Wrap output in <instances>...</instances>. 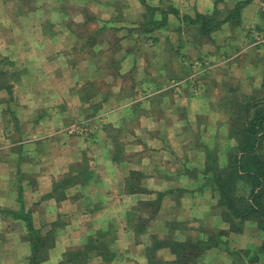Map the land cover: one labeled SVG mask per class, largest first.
<instances>
[{
    "label": "crops",
    "instance_id": "1",
    "mask_svg": "<svg viewBox=\"0 0 264 264\" xmlns=\"http://www.w3.org/2000/svg\"><path fill=\"white\" fill-rule=\"evenodd\" d=\"M248 15L250 16L248 22L261 23L258 27L264 32V8ZM119 19L114 20L119 21ZM33 27V31L38 33L41 31L34 24ZM250 37L249 34L246 39L250 40ZM246 39L243 40L245 45L242 49L248 48L247 58H231L220 69V77L216 73L213 74L214 76L208 75L203 81L199 94L196 91L189 93V89L184 90L175 100V106L170 107L169 110L164 105L159 108L157 105L159 99L156 97L158 95H152L149 99L138 102L137 106L127 112L121 111V108L117 111H108V108L119 103L111 104L112 100L134 95L137 97L139 92L146 94L154 89L152 84L154 81L151 78L133 80L134 78L129 75L132 70L139 68L140 60L129 58L122 62L121 72L127 75L121 78L120 82L115 83L110 97L101 105V114L108 113L103 116V122L101 121V125L103 124L101 131L105 136L110 137L111 141L97 140L96 145H101L98 150L91 147L93 146L91 141L79 137L75 139L74 136L56 131L58 126L54 123L58 121L56 114L59 110L61 114L69 113L67 104L72 99L74 81L72 78L57 76L54 83L49 80L51 87L49 91H45V94L44 90L36 91L35 88L32 90L24 79L19 78L14 84L12 102H7V93L0 84V212H4L1 213L3 218L0 220V225L6 229L5 236H1L2 264H26V257L30 253L25 222L11 213L21 210L31 215L34 227L40 229L42 234L53 228L52 223L57 219V214L65 220L60 228L55 229L54 246L48 250L49 262L47 260L43 264H56L69 247L80 246L95 231L110 228L113 229L111 235L114 239L111 240V248L115 256L109 262L103 261L99 256H93L87 264H177L172 262L174 255L169 248L161 245L148 257L146 248L155 241L161 243L170 237L175 240L185 238L181 232L183 230L181 224L198 222L197 225L204 223L207 227L217 224L221 229H228V224L222 220L218 212L219 207L216 206L211 194L209 197L206 196L197 186L189 188L187 184H193L189 180L187 184L179 182L181 177L184 178L182 174L188 173L189 169L179 168L180 172L175 173V171L181 163H185L186 159L187 162L194 159V168L203 169L205 151L198 147L201 146V142L197 143L198 149H195L193 143L186 144V133L191 131L193 138L198 137L202 128L198 117L207 118L210 125L219 120L220 129L224 128L222 123L229 114L226 105L222 109L224 106L222 101L225 90L226 92L228 90V82L234 83L233 85L245 95L256 96L255 94L263 92L261 90L264 88V43L254 42L252 43L254 45L248 47ZM38 42L41 41L38 39ZM7 46L6 43L1 44V56H3L1 51ZM37 47L40 51L45 50L40 44ZM36 56L33 63L39 65L45 63L44 57L50 58L51 62L52 59L55 61L59 58L51 53L42 58L37 53ZM125 63H129V68L133 67V69L125 71L123 67ZM3 74L2 69L0 78ZM43 77L37 79V82L42 83ZM158 78L159 76L154 78L155 82L159 81ZM46 99L50 107L53 106L52 110L55 109L54 117L42 116L40 109ZM169 104L171 105L172 101ZM72 106L74 108V105ZM159 109L163 119L155 115V110ZM39 111L37 117L32 118L35 124L29 125L27 121L29 115L37 114ZM82 111L85 112L84 109ZM137 111L139 115H145L147 111L151 118V123H146L148 129L144 131V136H139L135 129L138 123H134L135 116L132 115ZM69 116L70 113L67 117ZM193 117H196V120ZM150 118L147 119L150 121ZM210 130L212 132L208 129L207 134L211 136V133H216L217 127L211 126ZM120 139L123 142L119 141ZM15 143L19 145L17 156L16 153L11 155L9 149L8 153L5 150ZM206 145H211V142ZM25 147L34 151L35 155L38 154L39 159L25 160L27 164L21 163L22 159L19 155L26 156L25 153L29 155V152H24ZM80 158H87L95 166L93 178L85 185L78 186V189L75 187L66 189V197L63 201L46 202L43 197L51 191L53 181ZM24 164L27 166L23 167ZM19 166L22 167L21 172H17ZM131 172H134L135 176H132ZM15 183L20 186L23 198V203L16 201L17 206L10 199V195H15L19 189ZM77 192H81V195ZM159 196L162 197L157 205ZM176 225H181L179 234H174V229L171 228ZM232 239L233 237L229 236L230 242ZM10 241L16 243V252L13 253L12 258H10ZM152 256H154L153 261ZM223 256L216 249H209L197 264H228L224 261L227 258Z\"/></svg>",
    "mask_w": 264,
    "mask_h": 264
},
{
    "label": "rangeland",
    "instance_id": "2",
    "mask_svg": "<svg viewBox=\"0 0 264 264\" xmlns=\"http://www.w3.org/2000/svg\"><path fill=\"white\" fill-rule=\"evenodd\" d=\"M146 1L148 2L143 3L146 4L145 6H148L149 8L150 6L151 8L154 6L156 8L154 11H150L151 16L149 20L147 18L142 20L146 17L144 14H149V11L148 8L145 7L139 0H102L103 8L100 10L104 15L103 18L110 19L112 14L111 9L116 7H118L122 13L121 17H119V21H108V27H113L117 31H111L110 29L106 35L101 36V33L98 35L95 34L97 30L101 29V23L98 20L96 26L91 24L89 29L84 27L78 29L81 32L83 31V39L81 35L78 36L76 33L74 34L61 31L58 28L59 23L56 18H54L51 25H43L42 28L44 30L41 29L39 33L33 31V24L35 27L38 22L48 24V19L54 17L53 14H55L49 5L47 7L43 6L39 0L32 2V4L24 0H0V46L4 43L8 45L4 51H1L3 56L0 55V70L3 69L4 73L0 78V84L3 85L2 89H4L7 93V102L13 101V90L15 89L14 84L19 78L22 80L24 79L27 84L31 86L32 90H34V88L36 91L39 89L44 90L43 93L45 94V91H49L51 87L50 81L53 82L57 76L58 78L69 76L70 79L72 78L74 80L72 83L73 92H71L72 99H70L67 104L71 116L67 117L69 113L65 112L61 114L59 110L56 114L58 116V121L54 122L58 125L56 131L58 130L59 133H64L67 136H74V138L79 137L83 140L91 141L93 142V146L91 147H95V149L98 150L101 148V145H96L97 140H110V137L107 135L105 136L103 131H101L103 129V124L101 125V121L103 122V116L108 115L107 112L101 114V105L106 103L105 100H107L103 98L110 97L115 85L117 84H115L114 81L119 80L120 82L121 78L127 75L126 73H122L123 76L121 77V73L119 71V67L125 60H128L129 58H137L140 60L141 65H139L137 70L131 71L128 66L129 63H125L126 65H123V67L125 71L127 69L131 71L129 75L134 78L133 80H138L137 78H151V80L154 81L152 82L154 89L146 94L139 92L137 97L134 95L130 97H123L122 99L118 98L112 100L110 101L111 104H115L116 102L119 103H116L112 108H108L109 110H107L117 111L121 108V111L127 112L129 109L132 110L135 106H137L138 102L149 99L152 95H158L156 97L159 99V103L157 104L159 108H162L164 105L167 110H169L170 107L175 106V100L183 94L184 90L189 89V93H194L196 91L197 94H199L201 89L199 90L196 85L202 84L203 86V81L208 75L214 76L213 74L216 73L217 76L220 77V69L231 58H247L246 54L248 52V48H244V50L242 48L245 45H243V40L246 39V37H249V34L251 36L250 40L249 38L246 39L249 45L248 47L254 45L252 44L254 42H261V44L264 43V32L258 27L261 23L248 22L250 19L248 14H252L258 9L260 10L262 7L264 8V0H249L248 3L241 8L240 22L238 24L231 25L228 22H224L218 29L212 30L209 35L202 36L197 31L196 25L190 24L186 20L180 18L184 15L194 18L196 12H199L200 14H211L213 13L212 10L214 8V2L217 1V7L220 11L218 12L216 18L218 20H223L226 13H228V10L233 7L236 0ZM105 3H108V6H104ZM29 6H31L30 11L28 10ZM99 7H101V4ZM99 7L97 6L95 9L97 10ZM171 8L176 9L177 13H173V11L170 10ZM101 11L96 13L99 18H101ZM115 13L118 15L117 12ZM163 15L166 16V19H163ZM152 22L159 26L150 30L149 28ZM31 26L32 30H30ZM58 37L61 41L58 40L55 44V39ZM88 37L89 41L85 42ZM38 39L41 42H38ZM36 44L37 46L38 44L44 46L45 50L40 51ZM93 45L95 49L92 48ZM219 45L221 47H219ZM235 46L237 47L235 48ZM36 53L41 58L49 56L50 53L54 54L55 57L59 56V58H56L55 61L52 59L51 62L50 58L44 57L45 63L41 65H39V63L34 64L33 62L37 57ZM232 54H234V56H232ZM101 56H109L112 60L116 61V69H114V65H109L112 69L111 71H115V79L111 76L103 79L100 75ZM56 61L58 62L55 63ZM42 76L46 77H43L42 83L37 82V79ZM157 76H159V81L155 82L154 78ZM228 84L235 88V91H232L233 93L231 92V94L234 97H238L237 100H242V102H244L245 100L241 97L245 94L241 93L238 88H236L237 86L235 87L233 85L234 83L228 82ZM135 85L136 83L133 87H135ZM261 91L263 92L255 95L262 96L264 94V88ZM152 92H154V94ZM82 93H88V97H81ZM170 101H172L171 105L169 104ZM233 101H235V99L231 100L232 105ZM72 105H74V108H72ZM145 105H147L146 101ZM3 106L5 107V105ZM50 106L51 105L48 99H46L40 109L43 117H51L52 115L53 117L55 116V109L52 110L53 106ZM82 109H84L85 112L82 111ZM160 110L161 109L155 110V115L160 117V119H163L159 113ZM40 111L37 114L29 115L27 118V121H29L28 123H30L29 125L35 124L34 119L32 118L37 117ZM103 111L105 110H102V112ZM228 114H230L229 109ZM26 115L28 114L26 113ZM112 115L116 116L113 113ZM123 115L129 117L126 114ZM147 115V111L145 115H139L138 111L132 115V117L135 116L134 123H138V126L135 125V129H137V134L139 136H144V131L148 129L146 123H151V118ZM228 116L229 115H227V117ZM105 118L106 120H104L107 121V117ZM147 118H150V121ZM193 119L196 120V117H193ZM200 121L202 128L198 133V137L193 138L192 132L188 131L186 133V144L193 143V146L196 147L197 143L201 142V146L198 147L200 150L205 151L204 146H207L206 144L208 142L210 143L212 140L213 143L216 142L215 144L218 145L219 149H221L222 146L230 147V145L234 142V140L227 139V133L220 129L219 120L215 124L211 125L205 117H201ZM47 123L49 124V121ZM211 126L217 127V130L215 131V134L211 133L210 136L207 134V130L209 129V132H212L210 130ZM121 139L119 141L123 142ZM126 140L129 139L126 138ZM18 146L19 145H16L15 143V145H9L5 150L8 153L9 149L11 155H15L14 153H16L17 156ZM198 147L195 149H198ZM25 149L26 150L24 152H29V155L25 153L26 156H21L20 154L19 157L22 159L21 163H26L24 162L25 160H34V158L39 159L37 157L38 154L35 155V153H33L34 151L28 149L27 147H25ZM6 151L4 154H6ZM81 156L83 155H80V157ZM204 157L205 162L202 170H204L206 166V155ZM219 158H224V156ZM180 161L182 162L181 159ZM194 161L195 160L193 159V161L190 160V162H187L186 159L185 163H181L176 169L175 173L180 172V169L184 170L188 168L190 170H188V173L182 174L184 178L182 179L181 177L179 182H186L187 184L189 183L187 180H189L193 183L187 184L189 188L197 186L198 189L204 191L206 196L209 197V194H211L216 201V206L218 207L219 200L215 189L211 187L210 184L204 182L207 180V175L205 176L202 173V170L194 168ZM26 164H24L23 167L27 166ZM86 165H88V170H92V172L96 171L93 163H91V161L87 158L75 160L70 167L71 170H73L85 167ZM70 167L66 172L59 175L58 179L53 182L60 180L64 174L69 173ZM21 170L22 167L19 166L17 168V172H21ZM82 185L85 184L76 183L70 187L78 189V186ZM15 186L20 188L17 183H15ZM66 189H68V187H66ZM77 193L81 195V192ZM10 196V199L13 201L15 206H17L16 201L18 203H23L22 191L19 194V189L15 192V195L11 194ZM43 199L49 203L61 202L60 199L57 200L55 197L46 198L44 196ZM224 209L225 207L219 206V214H221ZM1 213L4 212H0V220L3 218ZM26 213L28 214V212ZM30 218L32 220L31 215ZM61 220L62 219H60L57 214L58 225H61ZM22 221L25 222L23 219ZM197 224L198 222L194 224V226ZM235 226L238 227L236 231H230L229 235L222 236V242L225 243L224 250H219L218 247L212 248L216 249L220 255H225L227 259L224 261H227L228 264H242L243 260H237L235 253L237 251H240L239 253H241L242 250L247 249L252 250L254 246L259 244L258 242L264 239V233L257 229L255 223L245 221L244 224ZM45 227L48 229L47 226ZM171 228L174 229V234L178 233L180 230L175 226H171ZM207 228L213 232H217L221 229L217 224L210 225ZM5 231L6 229L0 225V257L2 251L1 236H5ZM7 232L9 233L8 230ZM28 235L27 231L26 237L29 240ZM229 236L233 237L231 242L229 240ZM83 244L84 242L80 244V247ZM9 246L10 258H12L13 253L16 252V243L11 242ZM232 250L236 251L232 252ZM251 255L252 253L250 252L249 256L251 257ZM244 257L245 258L243 259L245 262L249 257ZM0 264H2V258H0Z\"/></svg>",
    "mask_w": 264,
    "mask_h": 264
},
{
    "label": "trees",
    "instance_id": "3",
    "mask_svg": "<svg viewBox=\"0 0 264 264\" xmlns=\"http://www.w3.org/2000/svg\"><path fill=\"white\" fill-rule=\"evenodd\" d=\"M24 1L32 4V2L38 0ZM139 1L142 4L148 2L146 0ZM248 1L249 0H236L223 20H218L216 18L220 11L217 7V1L214 2L213 13L211 14H200L196 12L194 18L184 15L180 19H184L188 23L196 25L197 31L201 36L209 35L212 30L218 29L224 22H228L231 25L238 24L240 22L241 8L248 3ZM39 2L46 7L49 5L55 13L53 14L54 17L48 19V24L38 22L37 26L39 29L44 30L42 28L43 25H51L54 18H56L59 23L58 28L61 31L76 33L78 36L81 35L83 39L84 33L78 29L83 27L89 29L91 24L96 26L99 20L101 29L97 30L95 34L98 35L101 33V36L106 35L110 29L111 31H117L113 27H108V21L113 22L114 19H116L114 17L119 18L122 15L120 9L116 7L111 9L113 14L110 19L103 18L102 11L100 10L103 8L102 0H39ZM100 4L101 7H99ZM143 5L145 6L146 4ZM97 6L99 8L96 10L95 8H97ZM104 6H108V3H105ZM145 7L148 8L149 14H144L146 17L142 20L146 18L149 20L151 16L150 11H154L156 8L154 6L153 8H151V6L150 8L148 6ZM28 10H31V6L28 7ZM170 10L175 14L177 13V10L174 8ZM100 11L101 18L96 15V13ZM115 12H117L118 15H116ZM163 19H166L165 15H163ZM150 25V30L159 26L153 22ZM30 30H32V26ZM58 40L61 41L58 37L55 39V44ZM88 41L89 37L85 42ZM92 48L95 49L94 45ZM115 64L116 61L112 60L109 56H101L100 75L103 79L108 76L115 79V71H111L112 69L109 66L114 65V69H116ZM130 69L132 70L133 67ZM119 71L122 77L123 74L120 67ZM118 81L119 80L114 81V83ZM196 87L200 90L202 89V84L196 85ZM232 91H235V88L228 85V90L227 92L225 90L222 101V105H224L222 109H224L226 105L227 109L230 110V114L222 123L224 127L222 130L227 133V139L234 140V142L230 147L228 145V147L222 146L221 149L215 144L216 142L213 143V140L211 141V145L204 146L206 166L204 170H202V173L205 176L207 175V180L204 182L210 184L217 193L219 200L218 205L220 207H225L220 215L222 220L229 224V230L219 229L217 232H213L209 230L204 223L195 226L194 224H181L183 229L181 232L185 235L183 240H175L170 237L161 243L155 241L150 247L146 248L147 257L162 245L169 248V251L174 255L173 263L197 264L207 250L215 247H218L219 250H224L225 243L222 242V236L229 235L230 231H236L238 227L235 225L240 226L244 224L245 221L255 223L257 229L264 233V94L260 98L253 95L242 96L241 98L245 100L242 102V100H237L238 97H234L231 94ZM81 97H88V93H82ZM103 99H106V97ZM232 99H235V101L232 102L233 105L231 104ZM198 119L200 120L201 117H198ZM221 156H224V158H219ZM131 174L135 176L134 172H131ZM92 178L93 172L92 170H88V165L73 170H71L70 167L69 173L64 174L60 180L53 182L51 191L46 194L45 197H55V199H60V201H62L66 197V187L69 188L76 183L85 184ZM20 193L21 190L19 188V194ZM161 197L162 196H159L157 199V205H159ZM11 213H13L14 217H19L25 221L29 234L30 253L26 257V263L43 264V262L48 259V250L54 246L55 229L60 228L65 221L58 214L59 218L62 219L61 225H58L56 219L55 222L52 223L53 228L42 234L40 229L34 227L29 214L25 213L23 210ZM181 225H176L175 227L180 228ZM111 230L113 229L97 230L86 238L81 247H69L63 252L61 259H59L56 264H87L89 259L93 256H99L105 262L111 261L115 256V252L111 248V240L114 239L111 235ZM258 243L259 244L254 246L252 250H242L243 253L237 251L235 253L237 260H243L242 264H264V239ZM235 251L236 250H232V252ZM250 252L252 253L251 257L249 256ZM244 256L249 257L245 262L243 259L245 258ZM151 259L153 261L154 256H152Z\"/></svg>",
    "mask_w": 264,
    "mask_h": 264
},
{
    "label": "built area",
    "instance_id": "4",
    "mask_svg": "<svg viewBox=\"0 0 264 264\" xmlns=\"http://www.w3.org/2000/svg\"><path fill=\"white\" fill-rule=\"evenodd\" d=\"M178 83V82H177Z\"/></svg>",
    "mask_w": 264,
    "mask_h": 264
}]
</instances>
